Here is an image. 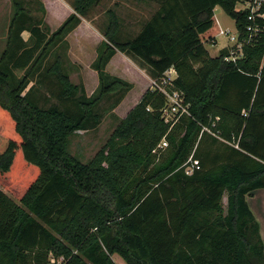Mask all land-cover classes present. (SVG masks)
Masks as SVG:
<instances>
[{
  "label": "trees",
  "instance_id": "1",
  "mask_svg": "<svg viewBox=\"0 0 264 264\" xmlns=\"http://www.w3.org/2000/svg\"><path fill=\"white\" fill-rule=\"evenodd\" d=\"M242 1L162 0L140 31L122 41L109 10L93 63L97 96L72 83L59 59L47 69L63 96L81 92L78 115L36 104L25 91L29 70L18 81L14 70L33 69L99 0H74V13L49 39L30 27V46L24 19L14 17V46L0 61V174L24 189L15 200L0 188V264H52V257L59 264H116L114 252L128 264H264L259 222L246 200L264 188V31L229 61L227 47L212 56L202 40L217 5L243 36L247 12L236 10ZM116 51L148 66L152 78L174 67L175 87L192 116L168 131L165 97L148 88L105 148L83 163L68 151L70 135L99 119L94 108L104 95L131 87L106 71ZM203 126L220 130L226 141ZM165 135L169 145L157 160L152 150ZM192 153L201 168L188 175L183 165Z\"/></svg>",
  "mask_w": 264,
  "mask_h": 264
},
{
  "label": "rangeland",
  "instance_id": "2",
  "mask_svg": "<svg viewBox=\"0 0 264 264\" xmlns=\"http://www.w3.org/2000/svg\"><path fill=\"white\" fill-rule=\"evenodd\" d=\"M15 1H19L21 9L18 10ZM73 1L0 0V61L8 45L11 48L14 46V39L11 37L14 30L13 26L11 27L14 17L24 19L25 30L22 36L26 40V44L30 46L33 42L30 37V27L39 26L49 39L61 24L74 13ZM161 1L99 0L86 14L81 15L80 23L76 28L48 46L46 55L35 64L33 69H15V80L21 79L29 70L28 86L25 91L30 92V97L36 104L43 108L57 107L78 115V101L82 97L81 92L73 97L63 96L56 74L49 73L47 69L51 65H55L59 59L72 83L83 86L88 97L97 96L99 81L93 63L97 59L101 42L106 39L104 31L109 24V10L114 11L119 19L120 27L116 39L122 41L134 37L140 31L143 24L159 8ZM240 7L241 4L238 2L236 8ZM215 14L220 23L215 22L214 27L208 32L209 34L202 35V40L212 56L217 55L227 43L230 45V40L225 35L218 34L220 27L229 29L231 32H235L236 29L234 19L227 15L220 5L215 8ZM18 23L21 24L22 21H18ZM212 34L217 35L216 44L213 43L215 36ZM116 53L108 68L106 66V71L112 76L127 81L131 87L126 90L122 89L118 93L104 95L94 108V114L98 115L99 119L94 121L92 117L88 128L70 135L68 151L83 163L90 162L105 148L116 126L137 102L140 95L150 88V80L153 75L150 74L148 66L146 67L145 64V66H141L135 58H131L125 53L120 51H116ZM234 56H237V53ZM6 62L9 63L7 59L4 63ZM119 99L121 100L118 101ZM165 152L166 150L159 157L156 156V159H160ZM12 179L11 176L8 178L0 174V188L18 200L24 185H18ZM30 179L32 178L29 177L26 182ZM224 206H227V194L224 196ZM112 258L116 264H128L118 252H114ZM51 259L52 264H59L55 257Z\"/></svg>",
  "mask_w": 264,
  "mask_h": 264
},
{
  "label": "built area",
  "instance_id": "3",
  "mask_svg": "<svg viewBox=\"0 0 264 264\" xmlns=\"http://www.w3.org/2000/svg\"><path fill=\"white\" fill-rule=\"evenodd\" d=\"M240 4L241 7L236 8V10L247 12V23L244 27V35L241 36V32L237 27L235 32H231V30L222 27L219 29V34L225 35L227 39L230 40V45L227 46L229 55L225 57L227 61L242 57L244 45L252 43L256 37L264 31V25L261 23V20L264 19V0H243ZM236 53L237 56H234ZM176 77L177 72L174 67H171L159 77L151 78L150 80V89L161 93L165 97V104L161 108V117L164 123L168 125V131H170L182 117L192 116L190 103L186 100L185 94L175 87L174 80ZM219 120L220 117L218 116L215 120H212V126H216ZM204 130L226 141L221 136L220 130H212L210 127L203 126V131ZM168 145L169 141L165 135L153 148L152 153L159 157L161 153L166 150ZM235 146H237V144H235ZM183 166L185 173L188 175L193 174L194 171L201 168L199 160L194 157V153L189 156Z\"/></svg>",
  "mask_w": 264,
  "mask_h": 264
},
{
  "label": "crops",
  "instance_id": "4",
  "mask_svg": "<svg viewBox=\"0 0 264 264\" xmlns=\"http://www.w3.org/2000/svg\"><path fill=\"white\" fill-rule=\"evenodd\" d=\"M217 7V6H216ZM215 7V8H216ZM214 12H215V9H214ZM215 16V22H219L218 20V17L216 16V14L214 15ZM217 20V21H216ZM220 23V22H219ZM234 23H235V20H234ZM215 25V23H214ZM214 27V26H213ZM212 27V28H213ZM235 27H236V24H235ZM211 28V29H212ZM210 29V30H211ZM210 30H208L206 33L210 32ZM209 34V33H208ZM219 34V33H218ZM204 35V34H203ZM213 36H215V39L213 40V43L216 44L217 43V35L215 34H212ZM205 44V43H204ZM228 46V43L224 46V47H227ZM223 47V48H224ZM207 48V47H206ZM208 50V49H207ZM209 51V50H208ZM210 53V52H209ZM117 54V53H116ZM216 56V55H215ZM113 58L111 59V61L109 62V64L107 65V68L108 66L110 65V63L112 62ZM112 73V72H111ZM142 95H140V97L138 98L137 102L139 101V99L141 98ZM136 102V103H137ZM135 103V104H136ZM134 104V105H135ZM133 105V106H134ZM126 116V115H125ZM246 200L248 202V205L249 207L251 208L252 212L254 213L256 219L258 220L259 222V226H260V233H261V237H262V240H263V243H264V188H259V189H256L254 191H252L251 193H249L247 196H246Z\"/></svg>",
  "mask_w": 264,
  "mask_h": 264
},
{
  "label": "bare ground",
  "instance_id": "5",
  "mask_svg": "<svg viewBox=\"0 0 264 264\" xmlns=\"http://www.w3.org/2000/svg\"><path fill=\"white\" fill-rule=\"evenodd\" d=\"M125 264V263H124Z\"/></svg>",
  "mask_w": 264,
  "mask_h": 264
}]
</instances>
